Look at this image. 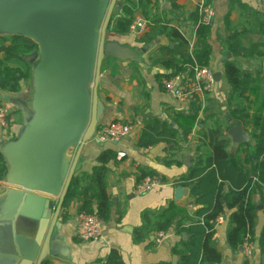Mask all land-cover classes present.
Listing matches in <instances>:
<instances>
[{
  "label": "crops",
  "instance_id": "1",
  "mask_svg": "<svg viewBox=\"0 0 264 264\" xmlns=\"http://www.w3.org/2000/svg\"><path fill=\"white\" fill-rule=\"evenodd\" d=\"M201 3L211 5L215 11L206 40L211 48L207 66L214 74L221 73L222 76L219 82H215L213 92L203 100L180 102L165 87L166 81L184 72L179 71L178 63L169 62L171 54L167 53V49L173 51L179 41L166 33L161 34L156 22H166L169 28L176 29L195 47ZM127 11L132 12L133 22L141 19L152 25L142 35L135 33L132 25L127 33L113 32L116 20L126 18ZM262 22L264 6L256 0H119L106 42L128 51L126 57H129L124 61L112 59L118 68L116 76H112L111 67L102 69L106 83L100 84L98 89L102 110L100 125L122 122L136 127L120 143H100L92 139L84 145L73 178L83 174L92 176L95 169H102L111 202L109 211L99 217L102 237L99 241L84 242L77 236L76 216L81 212L97 215L98 211V202L89 199V191L79 195L88 185V182H81L69 204H63L56 223L52 254L46 257V262L106 264L114 252L120 257L121 264H179L190 240L186 233H176L181 217L175 219L161 243L156 241L158 232L144 234L139 240L135 232L145 228L147 233L156 216L176 207L185 209L189 219L194 220L193 215L199 206L190 189L187 188L188 196L178 199L175 194L178 187L173 183L191 175L199 160L208 154L209 133L219 129L221 137L228 142L226 152L231 163L238 172L252 178L249 192L255 207L252 235L255 252L248 259L241 247L238 250L230 247L227 234L231 212H227L215 224L214 242L221 255L218 264H264V254L259 249V238L264 229V185L260 189L257 187L261 183L258 173H253L257 165L262 166L264 159L259 153L264 148V56L234 57L226 41L231 34H236L237 43L242 47L263 43ZM145 34L151 41L140 43ZM260 49L264 52V46ZM190 51L189 48L191 55ZM174 57L178 59L176 55ZM227 62L235 63L240 71V92H233L226 81L224 68ZM10 67L17 68L14 64ZM32 71L31 78L19 81L17 92L0 89V105L11 109L9 128L0 129V146L16 138L24 125V116L31 108ZM194 106L199 107L200 112L195 127L185 140L162 142L146 148L139 146L142 130L151 122L159 124L162 130L171 129L181 136L182 119L192 113ZM259 107L263 110L259 111ZM232 122L233 126L242 127L247 142L237 145L232 142L228 135ZM188 158L191 166L185 164ZM150 176H159L165 186L143 196L136 195V186ZM231 188L226 182L223 193ZM21 192L19 188L8 186L5 180L0 181V264H37L41 246L37 247L35 238L39 222L44 217L42 211L47 203H54V209L57 206L56 198L35 193L24 199ZM85 198L91 204L84 210ZM190 223L184 221L186 226ZM33 253L34 260L24 262Z\"/></svg>",
  "mask_w": 264,
  "mask_h": 264
},
{
  "label": "water",
  "instance_id": "2",
  "mask_svg": "<svg viewBox=\"0 0 264 264\" xmlns=\"http://www.w3.org/2000/svg\"><path fill=\"white\" fill-rule=\"evenodd\" d=\"M118 2L0 0V36H18L39 49L32 71L31 108L18 136L0 146L8 186L21 189L24 199L35 193L57 199L55 209L54 203H47L42 211L35 238L37 247L41 246L37 264L52 254L56 223L82 149L100 125L98 89L106 83L103 62L108 56L121 61L129 57L128 51L106 42ZM221 76L214 74L215 82ZM231 126L232 142H247L242 127L233 122ZM185 164L191 166L189 158ZM188 193L183 187L175 192L178 199ZM34 257L35 253L28 255L24 262Z\"/></svg>",
  "mask_w": 264,
  "mask_h": 264
},
{
  "label": "trees",
  "instance_id": "3",
  "mask_svg": "<svg viewBox=\"0 0 264 264\" xmlns=\"http://www.w3.org/2000/svg\"><path fill=\"white\" fill-rule=\"evenodd\" d=\"M132 12L127 11L126 18H118L113 26V32L124 34L129 31L132 25ZM200 16L198 15V20ZM156 28L161 34L166 33L170 37L179 41V45L172 51L169 62L171 64H179V71H185L189 65L195 60L199 65L207 66L211 58V48L207 44V37L210 35L211 26L201 25L197 29V43L195 44L192 56L189 53V43L176 29L169 28L168 24L162 21L156 22ZM111 24L108 28L110 29ZM261 34L264 35V22L260 24ZM237 35L231 34L227 38L228 50L234 57H260L264 56V52L260 49L263 43L253 45L250 48L242 47L237 43ZM151 38L148 34L143 35L140 43L150 42ZM38 47L33 42L18 36H0V89L9 92H17L19 90V81L26 80L31 77V63L34 62L33 56L37 57ZM174 55L178 57L175 58ZM111 56L105 58L102 69L111 67L112 76L118 74L117 65ZM11 64L17 68L10 67ZM172 65V66H173ZM225 78L233 92L241 91V74L235 63L227 62L224 68ZM264 99V96H262ZM196 103V102H194ZM263 110L262 107L258 108ZM200 108L194 106L192 113L182 119L181 127L183 133L181 136L173 130H162L156 122H151L142 130L139 146L152 147L162 142L174 143L176 141L185 140L190 131L197 123ZM167 129V128H166ZM208 154L202 157L198 165L192 171L188 178L174 181L175 187H186L190 189L191 195L195 199V203L199 208L194 213V220L189 219L185 209L176 207L168 209L162 214L156 216L151 224V228L147 231L143 228L135 232L136 239H142L144 234L150 232L167 233L175 222V219L181 217L180 225L176 227V233H186L190 240L184 247V254L179 264H218L221 261V255L216 249L214 242L215 224L217 219L224 216L227 212H231L229 216V231L227 234L228 244L233 250H238L247 232L253 235V227L255 222V207L251 203L249 187L252 178L244 175L236 169V166L229 160L226 152L227 140L221 137L219 129L209 133ZM259 153L264 156V148ZM259 157V156H258ZM259 159V158H258ZM6 164L0 153V181H4L6 174ZM254 174L258 173V181L261 185H257L260 189L264 185V159L262 166H256L253 170ZM81 182H88L87 187L83 188L79 195L84 191H89V199L98 202L97 216L102 217L111 207V202L107 194L104 175L102 169H95L92 176L83 174L81 177L72 179L68 194L65 199V205H68L75 196ZM228 182L231 189L226 194L223 193L224 184ZM87 201L88 198H85ZM90 202H86L84 210L90 206ZM88 211V210H87ZM191 223L186 226L184 221ZM259 249L264 254V229L259 238ZM43 264H49L45 262ZM106 264H121L120 257L117 253H112Z\"/></svg>",
  "mask_w": 264,
  "mask_h": 264
},
{
  "label": "built area",
  "instance_id": "4",
  "mask_svg": "<svg viewBox=\"0 0 264 264\" xmlns=\"http://www.w3.org/2000/svg\"><path fill=\"white\" fill-rule=\"evenodd\" d=\"M164 1V0H161ZM264 6V0H256ZM200 20L197 27L201 25H210L215 17V11L206 3H201L198 7ZM152 24L141 19H136L131 29L142 35L148 30ZM192 56L194 45L189 43ZM193 58V56H192ZM194 60V58H193ZM166 89L173 97L180 102L193 103L203 100L210 95L215 87L214 73L209 66L199 65L195 60L187 69L180 73L174 79L165 82ZM11 109L7 105H0V129H8L10 125ZM135 125L125 124L122 122H111L109 124L100 125L93 139L100 143H120L127 139L135 130ZM165 186V183L159 176H150L140 182L135 188V194L143 196L149 192ZM77 236L81 241L94 242L99 241L102 237V226L99 217L95 214L86 212L79 213L76 218ZM167 237L165 232L156 234V241L161 243ZM242 252L246 258L251 259L255 252V243L253 236L247 232L241 245Z\"/></svg>",
  "mask_w": 264,
  "mask_h": 264
},
{
  "label": "rangeland",
  "instance_id": "5",
  "mask_svg": "<svg viewBox=\"0 0 264 264\" xmlns=\"http://www.w3.org/2000/svg\"><path fill=\"white\" fill-rule=\"evenodd\" d=\"M38 47V46H37ZM36 54H37V57H36V59L34 60V62H32L31 63V66L33 67L34 66V64L37 62V60H38V58H39V49L37 50V52H36ZM31 78V77H30ZM31 92H32V89L30 90V97H31ZM10 122H11V116H10ZM9 122V123H10ZM4 130V129H3Z\"/></svg>",
  "mask_w": 264,
  "mask_h": 264
}]
</instances>
